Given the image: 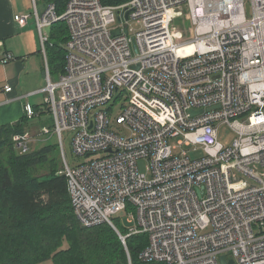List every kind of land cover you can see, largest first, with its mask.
Returning a JSON list of instances; mask_svg holds the SVG:
<instances>
[{
    "label": "built area",
    "instance_id": "built-area-1",
    "mask_svg": "<svg viewBox=\"0 0 264 264\" xmlns=\"http://www.w3.org/2000/svg\"><path fill=\"white\" fill-rule=\"evenodd\" d=\"M41 1L42 12L33 0L15 20L33 17L45 58L44 28H68L64 72L54 81L46 61L39 92L80 224L108 223L126 249L129 236L146 234L148 263L264 264V0H68L63 12ZM186 13L194 30L183 40L176 21ZM14 58L4 52L0 63ZM25 112L37 114L30 103ZM222 125L236 133L231 145ZM30 137L14 136L22 152ZM123 212L127 234L116 222Z\"/></svg>",
    "mask_w": 264,
    "mask_h": 264
},
{
    "label": "trees",
    "instance_id": "trees-1",
    "mask_svg": "<svg viewBox=\"0 0 264 264\" xmlns=\"http://www.w3.org/2000/svg\"><path fill=\"white\" fill-rule=\"evenodd\" d=\"M47 1L56 3L58 12H63L68 2ZM128 1L102 0L108 5ZM67 39L64 21L51 26L48 57L52 74L53 70L64 72L66 49L62 45ZM36 109L38 115H51L46 102ZM33 118L25 114L14 124L0 126V264H40L48 260L53 264H153L140 257L148 244L146 234L129 236L126 249L108 223L91 227L79 223L59 143L22 152L14 140V135L27 132ZM116 222L122 234L129 232L127 225L119 224L120 218Z\"/></svg>",
    "mask_w": 264,
    "mask_h": 264
},
{
    "label": "crops",
    "instance_id": "crops-1",
    "mask_svg": "<svg viewBox=\"0 0 264 264\" xmlns=\"http://www.w3.org/2000/svg\"><path fill=\"white\" fill-rule=\"evenodd\" d=\"M31 7L33 8V0H0V56L10 51L17 57L0 63V126L21 120L26 114L25 106L30 103L29 99L35 97L33 95L44 89L47 84L41 72H38L39 77L38 74L34 76L28 71L30 65L36 70L39 68V71H45L46 61L49 63L48 51L47 58L41 51L39 33L33 23L35 21L30 17L28 23L21 26L15 20L17 14H29ZM6 85H11L12 91H6ZM44 102L41 100L30 104L40 109ZM36 112L38 115L40 111Z\"/></svg>",
    "mask_w": 264,
    "mask_h": 264
},
{
    "label": "rangeland",
    "instance_id": "rangeland-1",
    "mask_svg": "<svg viewBox=\"0 0 264 264\" xmlns=\"http://www.w3.org/2000/svg\"><path fill=\"white\" fill-rule=\"evenodd\" d=\"M44 8H45V5L40 0V3H39L40 12H42L44 10ZM32 9L33 8L31 7V11H32ZM31 11H30V13H31ZM31 20H33V18H31ZM176 22H177V24L182 25L184 27L185 31H186V35L184 36L183 40H188V39L192 38L194 27L192 25V20H191L190 15H188V13H186L185 16L181 17L180 19H177ZM33 23L35 25V22H33ZM129 24L135 30H138V29L141 28V24L136 22V21L132 20V21L129 22ZM44 32L46 33V35H50L51 27L44 28ZM39 45H40V48H41V43L40 42H39ZM62 46H64V44ZM64 48H65V46H64ZM60 61H61V59H59V62ZM41 65H40V67H41ZM29 67H30V69L28 71L30 73H32L34 76H36L38 74V72H41L42 73V78L44 79V82L46 81L45 71H43L41 69L39 71V68H38V70H36L31 65ZM53 71H54L53 80L57 81L60 78L59 76L61 75V72L59 70H53ZM39 77H40V75H39ZM11 84L15 85L14 82H11ZM18 84H20V83H18ZM33 96H35V97H33L32 99H29L30 103L32 102V104H34L36 101H41V100L45 101L47 93H37V94H35ZM43 98H44V100H43ZM26 101H28V100H26ZM122 102H123V100L119 101L118 105L115 106V108H114V113L115 114L120 111ZM30 121L31 122L28 125L27 132L31 136L30 137V149L31 150L39 149L40 147H42V146H44L46 144H55V143L58 142L57 135L55 133H53V131H52L53 126H52V120H51L50 113H44L42 115H36ZM45 128H49L50 132H44ZM235 137H236V133L231 129V127H229L228 125H222L221 126L220 133H219V139H220L221 142H223L225 145H231L233 143ZM64 138H65L66 156H67V159L69 160V162L70 163H74V162L76 163L77 161H80L79 158L75 157V155L73 154V151H72V147H71L72 135L70 133H68V132H65L64 133ZM175 141H176V139L172 140L173 143ZM200 155H203L202 151H199L197 153H192L193 157L200 156ZM95 157H97V156H93V157H91V159L95 158ZM138 163H139L140 171L141 172H146L147 163H148L147 160L146 159H140L138 161ZM261 171L264 172V168H262ZM118 218H120L119 224L127 225V222H128L127 221V213H124V212L121 213L118 216ZM118 235H119V233H118ZM40 264H53V262L51 260H48V261H45V262L40 263Z\"/></svg>",
    "mask_w": 264,
    "mask_h": 264
},
{
    "label": "water",
    "instance_id": "water-1",
    "mask_svg": "<svg viewBox=\"0 0 264 264\" xmlns=\"http://www.w3.org/2000/svg\"><path fill=\"white\" fill-rule=\"evenodd\" d=\"M247 9H249V6L247 5ZM127 18H128V14H127ZM117 34L119 33V31L116 32ZM190 113L194 114L196 113L195 110H191ZM222 261L225 262V256H222Z\"/></svg>",
    "mask_w": 264,
    "mask_h": 264
},
{
    "label": "bare ground",
    "instance_id": "bare-ground-1",
    "mask_svg": "<svg viewBox=\"0 0 264 264\" xmlns=\"http://www.w3.org/2000/svg\"><path fill=\"white\" fill-rule=\"evenodd\" d=\"M30 147V146H29ZM80 223V222H79Z\"/></svg>",
    "mask_w": 264,
    "mask_h": 264
}]
</instances>
